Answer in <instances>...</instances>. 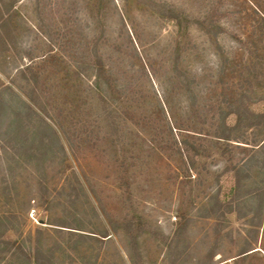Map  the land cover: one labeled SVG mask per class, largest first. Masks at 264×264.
I'll return each mask as SVG.
<instances>
[{
    "label": "rangeland",
    "instance_id": "374dc122",
    "mask_svg": "<svg viewBox=\"0 0 264 264\" xmlns=\"http://www.w3.org/2000/svg\"><path fill=\"white\" fill-rule=\"evenodd\" d=\"M16 9L14 49L0 55L2 132L20 106L11 90L29 101L28 52L37 60L53 49L74 82L53 76L65 63L48 67L49 114L37 110L67 161L33 147L42 130L24 149L0 138V264H264V124L242 126L243 139L215 135L230 104L264 108V0H20ZM173 11L191 22L179 26ZM69 105L87 131L72 142L53 108ZM184 139L200 153L181 150Z\"/></svg>",
    "mask_w": 264,
    "mask_h": 264
},
{
    "label": "trees",
    "instance_id": "16d2710c",
    "mask_svg": "<svg viewBox=\"0 0 264 264\" xmlns=\"http://www.w3.org/2000/svg\"><path fill=\"white\" fill-rule=\"evenodd\" d=\"M19 1L20 0H0V55L4 51H9L11 48L14 49L13 44L18 29V22L14 19V15L16 14L17 3ZM171 16L173 19L177 20L181 27L184 25V22H191V19L183 13L173 11ZM196 22L202 24L201 21ZM209 26H217V24L212 22ZM50 50L51 51L47 52V55L44 54L37 60L30 52L27 53L31 62L20 70V75L24 80L25 85L28 86L27 90L26 87H24L25 91L23 92L29 101L24 100L10 89L14 97L18 99L20 106L16 109L15 117L11 120L4 132H2L3 125L0 120V138L6 146H10L14 149H24L26 142L29 140V135L34 134L33 132L38 133L42 130L43 134L40 135V137L38 134L39 141L37 145H34L33 147L41 149V154L46 155L51 153L54 157H62V160L65 162L67 161L68 154L61 136L58 133H51L49 123H47L37 111L40 110L44 114H49V108L46 106L47 103L42 98V93L46 91V87L41 88V84H43L42 82L46 83V79L48 80L49 78V75L46 74L48 67L61 62L65 63L64 65H61V67H63L62 69L59 68L54 72L53 76L58 77L61 82L67 79V82L64 83V85L74 82L72 79V69L69 67V64H67L63 58L58 56L56 52H53V49ZM97 62V84H101L102 82L106 83L108 79L105 76L106 69L104 68V63L101 59L97 60ZM62 95L66 96V93L63 92L61 96ZM76 107L79 106L69 105V108L71 109L67 112H65V107H53L55 109V118H53L56 120V123L59 125L62 133L69 142H72L74 136L78 135V137L81 138L82 135L87 132L86 129H84V112L78 110ZM230 108L231 109L223 115L217 131H215V135L219 138L224 140L243 139L244 137L240 133L242 126L250 127L264 124V108L256 110L251 105H246L242 109V107L239 108L233 104H230ZM231 115L236 116L233 122L230 121ZM50 133L52 136H49L51 135ZM179 148L181 150H186L187 152H190L191 150L197 154L200 153L197 146L188 139H184ZM262 160L264 162V158ZM251 168H253V164L247 159L244 161L243 166L236 170L237 187H239L241 173L246 170V174L249 176ZM227 206L233 208V205L231 206L230 203H228ZM132 225H135L134 228L136 231L141 228L140 224ZM2 242L10 246L17 244L16 241ZM47 263L53 264L51 259H48Z\"/></svg>",
    "mask_w": 264,
    "mask_h": 264
}]
</instances>
